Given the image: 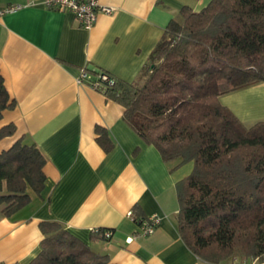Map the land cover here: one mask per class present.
<instances>
[{"label":"crops","instance_id":"0c3cea01","mask_svg":"<svg viewBox=\"0 0 264 264\" xmlns=\"http://www.w3.org/2000/svg\"><path fill=\"white\" fill-rule=\"evenodd\" d=\"M210 0H99L113 6L84 28L71 11L44 0H0L21 7L0 16V74L13 105L2 111L0 151L22 138L46 157L41 194L10 215L0 211V262L29 264L44 234L40 222L55 220L112 264H242L201 259L183 242L177 226L176 182L193 162L170 167L123 119L124 107L101 86L79 81L83 69L101 70L125 81L136 79L171 18L184 5L200 10ZM246 126L264 120V82L219 96ZM105 128V150L95 127ZM158 214L149 234L127 215ZM136 215V214H135ZM108 228V238L93 237ZM132 236L131 240L128 237ZM254 264H264L259 260Z\"/></svg>","mask_w":264,"mask_h":264},{"label":"trees","instance_id":"16d2710c","mask_svg":"<svg viewBox=\"0 0 264 264\" xmlns=\"http://www.w3.org/2000/svg\"><path fill=\"white\" fill-rule=\"evenodd\" d=\"M101 91L124 107L123 119L153 144L170 167L193 162L176 182L177 226L201 259L264 260V120L246 126L219 99L264 82V0H210L200 10L184 5L171 18L133 81L84 68ZM13 100L0 74V118ZM14 131L0 127V138ZM105 150L112 141L95 127ZM46 157L22 138L0 151V211L10 215L41 194ZM138 223L144 217L138 214ZM44 234L29 264H112L55 220L40 222ZM104 228L93 237H102Z\"/></svg>","mask_w":264,"mask_h":264},{"label":"built area","instance_id":"2783aa9c","mask_svg":"<svg viewBox=\"0 0 264 264\" xmlns=\"http://www.w3.org/2000/svg\"><path fill=\"white\" fill-rule=\"evenodd\" d=\"M44 3L48 7L71 11L77 21L81 24V26L86 29H89L93 26L99 13L110 14L114 9L113 6L100 3L99 0H44ZM20 7L21 4L19 3H9L0 5V16L4 15L7 12L15 11ZM78 80L90 82L87 79V76L84 71L82 72ZM104 80L111 82V78L107 74L100 73L99 80H95L90 83H92L93 86L98 87L101 86V82ZM127 215L132 219H136L134 211L132 209H129L127 211ZM160 220L161 218L158 214H150L148 216H145L143 219H141V222L138 223L137 233L149 234L153 232L154 229L160 223ZM99 230L100 228L94 229L95 232ZM102 233L105 238H108L111 235V230L105 228L103 229ZM132 238L133 237L130 236L128 237V240H131ZM0 264L3 263L0 262Z\"/></svg>","mask_w":264,"mask_h":264},{"label":"rangeland","instance_id":"374dc122","mask_svg":"<svg viewBox=\"0 0 264 264\" xmlns=\"http://www.w3.org/2000/svg\"><path fill=\"white\" fill-rule=\"evenodd\" d=\"M231 259V258H230ZM233 260H236L238 263H242V264H254L257 263L260 258H242L241 256H234L232 257Z\"/></svg>","mask_w":264,"mask_h":264}]
</instances>
